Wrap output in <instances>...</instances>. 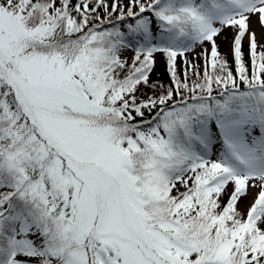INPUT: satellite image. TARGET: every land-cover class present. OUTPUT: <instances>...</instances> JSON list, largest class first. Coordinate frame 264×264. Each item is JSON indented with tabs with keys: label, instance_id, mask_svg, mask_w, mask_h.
<instances>
[{
	"label": "snow or ice",
	"instance_id": "1",
	"mask_svg": "<svg viewBox=\"0 0 264 264\" xmlns=\"http://www.w3.org/2000/svg\"><path fill=\"white\" fill-rule=\"evenodd\" d=\"M262 41L264 0H0V264H264Z\"/></svg>",
	"mask_w": 264,
	"mask_h": 264
},
{
	"label": "trees",
	"instance_id": "2",
	"mask_svg": "<svg viewBox=\"0 0 264 264\" xmlns=\"http://www.w3.org/2000/svg\"><path fill=\"white\" fill-rule=\"evenodd\" d=\"M75 2H76V0H73V3H75ZM230 38H231V30H228L224 33V35H222L220 38H218L217 43L219 45L220 53L222 55H227V58L229 60V64L231 65L232 58L230 55H228ZM200 52H201V49L196 48L195 52L192 53V55L189 57V59H193L195 61V63L202 65L203 61L200 59H197V57L200 55ZM125 54H126L125 57H126L128 63L131 64V60H132L134 53L129 51V52H126ZM157 60H158V63H157V66L155 68L154 73L152 74L151 79L153 81H159L165 87H167L169 84V80H168L167 74L165 72V65H164L163 58L157 57ZM244 60H245L246 64L249 65V71H250L251 68H250V62H249V53H248L247 42L244 43ZM209 70H211V69H209ZM233 71H235L234 67H233ZM243 87L244 86L242 85L241 88L243 89ZM142 91H144V89H142Z\"/></svg>",
	"mask_w": 264,
	"mask_h": 264
},
{
	"label": "rangeland",
	"instance_id": "3",
	"mask_svg": "<svg viewBox=\"0 0 264 264\" xmlns=\"http://www.w3.org/2000/svg\"><path fill=\"white\" fill-rule=\"evenodd\" d=\"M245 42H247V41H245ZM262 43H264V41H262ZM229 48H230V43H229ZM257 134H258V132H257ZM220 148H221V146L216 145V146L214 147V149H213V152H214V153H218V151L220 150ZM212 158L216 159V155L214 154V155L212 156Z\"/></svg>",
	"mask_w": 264,
	"mask_h": 264
}]
</instances>
